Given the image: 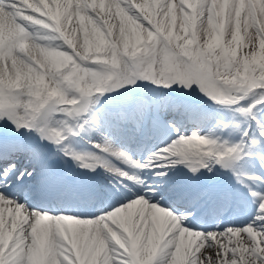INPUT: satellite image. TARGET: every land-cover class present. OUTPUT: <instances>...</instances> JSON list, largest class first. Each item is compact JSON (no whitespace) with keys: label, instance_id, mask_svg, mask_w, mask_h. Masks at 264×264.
Returning a JSON list of instances; mask_svg holds the SVG:
<instances>
[{"label":"bare ground","instance_id":"6f19581e","mask_svg":"<svg viewBox=\"0 0 264 264\" xmlns=\"http://www.w3.org/2000/svg\"><path fill=\"white\" fill-rule=\"evenodd\" d=\"M165 1L167 0H18L20 3L18 7L12 5L7 11L0 6V34L4 41L18 37L15 32L11 34L10 30L17 27L16 19L25 23L26 17L30 15L25 11H31L39 17V21L47 18L60 20V26L68 29L67 42L77 45L76 51L66 52L64 40L55 34H50L48 30L36 27L39 30L37 39L41 42L46 40V46H43V43L40 45L37 41H27L24 48L19 51V55H10L2 61L0 80L3 84L9 87L18 85L20 88L21 83L30 78L42 88L34 90L30 96L21 98L15 105L16 118L19 121L11 123L0 119V130L6 128L19 135L24 134L28 130L26 125L38 106L46 103L53 93L62 94L61 88L58 87L53 91L37 74V70L47 58H59V66L65 67L68 60H71L72 64L77 59L87 63L89 56L110 54V46H113L119 54L126 55L134 51H144L153 42L182 41L187 33L184 30L181 32L182 26L175 22L176 16H179L188 28V20L192 12L204 7L200 4V0L195 2L193 8L188 5L189 0H170V13L154 8L148 13L150 15L153 13L148 16L150 22L154 23L153 30L141 25L146 20L144 17L141 18L143 22H138L134 17L128 20L124 12L132 5L143 4V11L147 13L152 3L161 5ZM207 1L208 8L204 10L202 18L212 12L211 0ZM231 1V5H235V13L230 15L229 20L237 27L234 39L244 37L246 42L253 41L259 56H256L251 63L252 70L264 71V54L261 52L264 50V30L259 27V20L264 17L255 13L251 0L248 9L244 11L240 7V4H243L241 0ZM179 6L182 9L180 12L177 11ZM121 16L123 18L120 27H115L114 21ZM98 26L104 28L99 29ZM251 31L257 32L260 36V44H255L252 40ZM227 38L234 43V45H224L229 63L232 62L236 69L240 70L241 65L234 60L238 47L234 39L230 40L228 34ZM14 41H6V44L11 46ZM22 56L28 57L29 62L22 60ZM81 67L82 65L79 66L80 69ZM89 77L93 79L92 90L101 87L98 75L84 69L73 77V79L81 78L83 84L77 85L72 92L77 93L85 89ZM167 95H170L169 91L165 92L164 97ZM119 96V101L125 103L126 98L122 97L123 95ZM146 98L147 96L141 95L132 103L142 111ZM93 101L92 106L88 102L86 107L78 110L77 117L73 114L67 117L63 115L62 110L58 111L60 116L58 127L64 129V132L69 130L70 135L58 134L49 152L66 160L65 163L60 164L65 166L67 162L71 163L77 173H82L83 170L92 173V180H101L100 185L103 189L109 183L105 175L127 176L126 173H130L132 188L126 189L122 196L113 198L112 204L116 206L100 215L95 214L105 210L110 205L108 201H98L95 198L89 203L90 211L86 212L81 205L64 207L55 200L51 203L50 209L61 213L51 215L27 209L0 193V264H264V223L260 220L254 222V225L249 223L238 227L239 223H244L245 218L241 217L238 222L234 213L226 222L231 223L232 226L225 229V224H220L219 220H222V216L229 208L228 200L220 197L204 209L199 219H187L190 215L187 216L185 212L193 208V199L185 200L183 194L175 196V192L180 191L178 184L170 190L171 192L168 191L169 195L165 199L160 197L157 201H153V198L151 200L150 196L145 194V183L141 178L145 174L141 167L144 166L143 160L139 158L135 163L105 136L108 126L113 127L116 123L106 115L112 112L114 105L121 106V104L118 105V102L108 104L109 108H107L100 96H94ZM158 102L162 105L157 106L158 108L168 109L166 119L176 121L187 133L189 149L196 154L197 159L189 160L188 163L180 161L185 162L183 167L194 164L202 166L203 169L209 168L211 170L204 171L212 180L227 182L226 173L219 169L218 163L238 154L240 144L244 141L243 133L253 128V117L260 115L262 104L256 108H247L246 102L235 106L222 105L216 108L215 112L208 111L207 107H205L206 112L203 107L196 110L193 105L186 115L185 110L179 105V99H165L160 96ZM99 105H102L100 109L97 108ZM90 108L100 112L101 116L106 118L105 121ZM118 113L121 115L119 111ZM87 116H90V119ZM130 120L133 126L135 116L132 115ZM256 128L264 134V122L259 120ZM82 132L87 134L83 135ZM0 133L5 134L6 131L2 130ZM79 135L82 136L80 139H78ZM84 138L97 139V143H93L96 151L86 145ZM31 140L29 142L33 146L23 153L22 158L24 160L27 157L31 158L30 164L25 166V163H22L18 171L14 172V176L33 175L35 170L39 171L33 160L34 157L30 155H36V149L42 143L40 144V140L37 142ZM262 141L264 142V139ZM122 145L128 147L126 144L122 143ZM149 148L146 142H142L136 145V152H147ZM257 150L264 152V146H258ZM15 151L16 147H12L0 160V173L9 168V161L14 158ZM158 157L166 163L178 162L172 155V146L165 147ZM80 160H82L80 165L82 171L76 167ZM128 162L132 163L128 165L126 164ZM188 177L190 176L186 174L185 178ZM170 183L174 181L153 183L159 188L155 192L162 194L165 189L169 190ZM139 193L143 195L139 196ZM31 204L44 205L34 199ZM225 207L226 211H223ZM174 209H182L181 212L184 213L177 215ZM69 213L92 215V217H75ZM255 213V206L252 205L243 212V215H247V219H253ZM194 225L219 229L218 234L223 236L221 238L224 241L216 245L213 237H204L203 233L195 232L190 228ZM221 229L224 232H221ZM230 233L234 236L229 237ZM210 242L213 245H210Z\"/></svg>","mask_w":264,"mask_h":264},{"label":"rangeland","instance_id":"374dc122","mask_svg":"<svg viewBox=\"0 0 264 264\" xmlns=\"http://www.w3.org/2000/svg\"><path fill=\"white\" fill-rule=\"evenodd\" d=\"M224 1L225 0H211L210 8L212 9V11L218 12L222 8ZM170 2V0H167L163 4L158 5L156 9L169 11V9L171 8ZM190 2L192 3V5H194L193 1L190 0ZM152 4L153 5L151 9L147 13L143 11V4L132 5L129 10L126 9L124 10V12L126 13V17L128 18V20H131L134 17L138 22H143L141 19L142 17H150L153 14H148L155 8V3ZM200 4L204 7L203 9L194 10L192 12L191 18L190 20H188V28L180 19H175V22L178 25L182 26L181 32H183V30L186 33L187 31L189 32V34L187 33L182 41H179L177 43L172 41L167 44H165L164 42H153L149 49H146L144 51H134L133 53L126 56L125 54L120 55L117 51H115L113 46H110L111 55L100 54L92 56L87 63H83L81 69L75 65L73 69H64L61 71V73L59 71H53L54 66L48 59L42 66L41 70L44 81L49 86H52V84L56 86L59 84L60 78L67 79L68 76H71L74 73H80L84 69L89 70L90 68H93L92 71L94 72V74L98 75L99 79L104 78V86L108 84L107 89L109 90H112L113 88V86L111 85V79L115 78L116 73H118L119 71L120 74H118L115 78L118 81V84L115 86L117 89H123L125 84H127L128 86L138 85L143 79L148 83V86L154 84L157 88L160 84L165 83L167 87L177 90L179 83L177 63L180 61L184 62V65H186L188 68H191V65H195L196 68L198 66L199 68H205L206 72L211 74L214 80L215 78H217V85H214V87L219 89V92L216 93L218 99L221 97L220 91H224V94L227 96L231 94V82L233 84H236L238 90L241 88L243 90L245 89L243 91L244 95L240 99H238L235 104L243 102L244 99H246L245 97H248L250 95L249 93L251 92L254 93L249 102H247V108H250L248 106L252 105L253 103L263 102L264 97H262V95H264V72H253V70H251L250 56L240 52V54L238 55V60L244 66V70L237 73H235L234 70H232V68L225 61L223 44L229 45V41L225 33L227 32L230 36H233L236 28H234L233 24L228 20L225 21V27H222L219 25H213L215 19L212 16H205L204 18H202L204 10L208 8L209 2L207 0H200ZM261 5L264 6V3H261ZM262 9L264 13V8L262 7ZM179 10H181V8H179ZM25 12L30 14L32 18L36 17L31 11ZM122 18L123 17L121 16L114 21L115 27H120ZM34 20L35 19H32V21ZM51 26L54 27V25ZM100 27L101 26H98L99 29ZM24 31L21 33V38H23V36L25 35ZM252 37H254V35H252ZM20 39H18L17 41H20L22 43ZM1 42L3 43V41ZM215 42H218L219 45L218 47L212 49L213 43ZM17 44V42H14L13 44H11V46L7 44L2 45L0 53L2 52L7 56L10 52H13L17 47L20 46V44ZM184 45H189V47H185ZM248 48L250 53H255L254 44H249ZM216 52L217 54L212 56V53ZM261 52L264 53V50H262ZM251 56L252 58H254V55ZM161 59H163V61L165 62V65L163 66L167 69L162 74H160L157 69L153 70L152 68L155 66L156 62ZM126 64L130 66V69L129 71L124 73L122 66ZM199 73L200 79L203 78L202 74L204 73L200 71ZM89 81L90 78H88L87 80V87L90 86ZM7 92L11 95H5L0 91V116H4L5 111H12L13 105H15L14 100L16 98L14 99L12 96L15 95V93L12 91ZM197 95H200V92H197ZM79 97L80 96L77 95L75 98H73L72 102L76 101V99H78ZM260 108L262 109V115L261 117L254 118L256 120L264 118V104L263 107ZM8 116L12 119H14L15 117L13 114H10ZM244 135L245 140L243 142V145L245 146L242 147L243 145H241L239 155H242V149L243 154H245L251 147H257L260 144V141L264 139V134L261 133L257 128L252 133H248V131H246ZM253 156L255 159L261 158L264 160V155H260V153ZM233 160L236 167L250 172H252L256 167L259 166L258 164H253L254 160H252V158L250 160V158L248 157H246L244 160H242V157L241 159ZM262 188L264 189V185ZM260 209L263 212H260ZM258 211V216H264L263 205L258 208Z\"/></svg>","mask_w":264,"mask_h":264}]
</instances>
